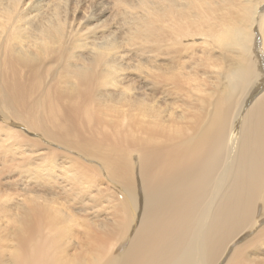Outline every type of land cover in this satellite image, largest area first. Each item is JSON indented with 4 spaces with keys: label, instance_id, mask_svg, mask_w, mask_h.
Masks as SVG:
<instances>
[{
    "label": "bare ground",
    "instance_id": "bare-ground-1",
    "mask_svg": "<svg viewBox=\"0 0 264 264\" xmlns=\"http://www.w3.org/2000/svg\"><path fill=\"white\" fill-rule=\"evenodd\" d=\"M78 3L82 18L73 23L52 15L44 0H0V64L28 67L35 85L65 69L103 85L115 73L123 81L124 55L105 24L109 8L95 1L82 15L90 4ZM152 11L154 22L136 16L128 27L143 40L156 37V64L145 65L140 87L104 92L122 98V107L103 106L116 126L126 119L115 134L127 146L94 155L76 147L117 184L121 220L111 228L86 224L100 232L90 231L96 249L81 244L70 253L65 226L61 233L55 221L60 213L32 203L25 213L32 222L9 258L0 251V264H242L264 244V226L257 230L264 223V0H157ZM25 127L42 131L33 121ZM117 234L125 238L120 246L112 243ZM240 239L247 240L237 246Z\"/></svg>",
    "mask_w": 264,
    "mask_h": 264
},
{
    "label": "rangeland",
    "instance_id": "rangeland-1",
    "mask_svg": "<svg viewBox=\"0 0 264 264\" xmlns=\"http://www.w3.org/2000/svg\"><path fill=\"white\" fill-rule=\"evenodd\" d=\"M74 1H79L81 6L84 2L85 5L90 4L86 10L81 11L82 15L95 9L92 8L95 1H102L109 8L106 28L110 26V30L115 33L117 50L124 55L120 66L123 76L127 77L120 81L122 77L115 73L103 85L101 80L91 79L92 76L88 74L74 78L65 69L59 77L44 76L42 85H35L28 67L16 66L17 70L12 71L5 61L0 64V251L7 258L10 251L19 246L18 233L25 228L27 222H32L31 219H25V213L32 203L56 209L60 213L55 221L59 219V226L62 225L60 232L66 229L63 232L70 237L68 239L71 246H67L70 253H78L83 247L88 252V248L93 246L91 237L100 232L91 227L90 231L94 232L91 235L88 231L91 225L94 227L98 222L97 224L111 228V225L114 226L121 220L115 210L121 201L116 193L119 191L117 184L106 178L96 160L84 158V154H79L76 147L86 145V151L94 155L96 152L106 154L112 148L111 152H116L117 148L127 146L125 137L116 135L123 132L126 119L116 126L112 121L113 117L109 116L111 110L103 106L109 104L122 107V98H111L104 92L116 94L121 88L140 87L145 65L156 64V37L152 35L143 40V34L141 39L128 25L136 16L154 22L155 12L152 11V6L157 0H44V3L56 9L52 15L60 19L70 17L71 22L75 23L82 17L80 14L76 15ZM63 6H66L64 10ZM99 13L97 10L96 14ZM145 40L146 43H143ZM193 49H197L194 59L199 56L200 59L202 53L198 50L199 47ZM97 96L103 101L98 100ZM113 116L118 117L115 113ZM32 121L33 125L38 123L42 131L34 134L25 127ZM45 132L49 136L52 134L50 138L56 141L44 137ZM61 145L69 146L70 150H65ZM90 165L94 169L98 167L94 170ZM80 167L84 169L80 170ZM112 204L116 208H112ZM263 226L264 223H260L257 230L263 229ZM254 234L246 238L249 239ZM113 239L112 243L120 246L125 238L117 234ZM247 239H240L235 244L242 245ZM93 247L96 249L97 244ZM77 248L80 250L75 252ZM255 248L249 251L242 264H264V244H258ZM223 263L225 262H221Z\"/></svg>",
    "mask_w": 264,
    "mask_h": 264
}]
</instances>
